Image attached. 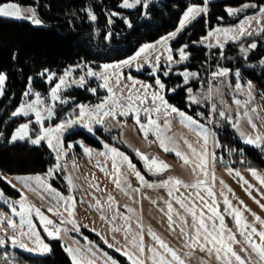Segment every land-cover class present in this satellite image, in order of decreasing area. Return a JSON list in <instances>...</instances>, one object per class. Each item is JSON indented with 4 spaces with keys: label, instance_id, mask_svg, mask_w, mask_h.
<instances>
[{
    "label": "snow or ice",
    "instance_id": "obj_1",
    "mask_svg": "<svg viewBox=\"0 0 264 264\" xmlns=\"http://www.w3.org/2000/svg\"><path fill=\"white\" fill-rule=\"evenodd\" d=\"M209 2L210 0H201L200 4L188 5L174 31L155 43L142 45L132 56L120 62L105 63L99 65V70H96L89 62L82 61L68 66L59 75L47 68L43 69L37 75L51 85L47 97H42L39 92L33 90V77H28L23 96L30 99L20 103L11 112L10 118L34 116V119L17 123L8 135L0 130V140L9 145L17 142H27L32 146L46 144L53 153L54 163L43 175L9 177L0 172V180L19 193L18 199L11 200L0 190V202L8 206V212H0V249H4L0 252V264H15L10 258L8 248L41 254L50 252L51 248L41 236L40 228L48 238L62 240L69 232L65 225H71V229L77 233L82 226L88 227L86 224L81 225L76 219L78 203L87 204L88 208L99 213V219L112 233L111 241L95 228L92 231L109 249H114L120 256L125 257L128 264H189L197 250L206 256V259H201V264H211L213 259L216 264H264V218L252 212L243 201H239V206H234L226 194L232 193V189L223 179H219L221 187L217 190L216 169L218 164L223 165L229 176L238 178V183L246 186L245 192L262 210L264 203L253 196L252 192L255 191L264 199V191H261L264 189V171L252 167L241 155L238 163L246 165L245 170L259 187L246 179L239 169L231 166L237 161H225L223 155L217 154L216 150L224 149L225 146L221 144L214 130L221 123L227 124L235 130L243 144L251 145L264 153V131L261 130L264 129V115L261 114L264 113V92L257 93L251 80L243 81L239 69L233 71L219 64L216 70L210 73V80L204 81L207 84L206 90L194 92L188 85L192 81L200 80V73L188 68L180 71L174 68L175 65L187 61L190 54L186 51L187 44L181 45L174 54L170 42L198 17L208 16ZM137 6L144 10L145 16L148 15V0H121L118 5L126 9ZM250 9L255 11L251 15H245L235 25L209 28L205 36L193 43L203 45L209 50L219 49V56L227 58L224 48L229 41L235 43L246 38L264 37V0H259V3H243L239 7H226L225 12L230 17H236ZM85 11L91 21L96 20V15L90 8ZM117 15L119 13L111 12L109 23L112 22L111 17ZM0 18L26 19L35 25L43 24L35 8H22L15 0H0ZM217 20L223 21L224 17L218 16ZM125 23L131 27L126 19ZM108 36L110 37L111 33H108ZM257 47V41L250 39L240 44L239 52L247 60L248 54ZM13 58L15 59V56ZM145 65L154 83L142 81L123 71L124 68L133 67L140 71ZM260 65L264 66V59L260 60ZM77 72L82 74L74 76L73 73ZM161 75H178L182 77V84L166 89ZM90 79L99 81L97 87L88 86ZM6 80L7 75L0 72V96L5 94ZM72 86L85 89L94 96L98 95V89H103L106 95L98 97L95 104L76 103L70 111H58V105L69 104L71 98L64 97L62 92ZM180 87H183L186 93V109L190 110L196 105L206 108L207 112L200 111L191 115L188 111L169 103L165 92L175 93ZM225 90L232 94L231 105L224 99L227 94ZM129 117L144 141L158 143L163 152L173 153L182 162L192 176L191 182L169 176L150 183L128 155L97 136L99 129L111 131L115 127H125ZM53 120L58 122L46 126L45 121ZM174 120H178L180 125L187 128L194 140H189L186 136L168 135ZM244 124L250 131L244 130ZM77 127L96 137L103 150L97 151L82 141L66 143L65 133ZM150 136L154 137V140L150 141ZM77 145L88 161L94 163L115 189L134 204L139 203L137 195H141L144 188L166 190V199L145 198L156 206L162 220H166L167 231L175 236L177 246L171 245L150 226L146 229L142 218L137 215L136 208L125 204L121 210L119 202L106 187L100 186L95 174H91V178L79 174L78 161L69 156ZM227 151L231 156L236 150L228 148ZM135 155L143 162L146 171L153 175H160L170 168L166 162L155 156L150 158L139 150ZM129 174L135 177L138 187L132 186L128 180ZM59 176L66 182L67 195L51 183ZM85 185L92 191H87ZM29 191L39 196L41 201L47 202L45 210L28 200ZM81 191L85 196H91V202L84 197L77 198L75 193ZM95 193L107 195L106 198H101ZM232 194L234 196V193ZM161 203L163 207L160 206ZM221 203L224 206L223 212L220 210ZM45 211L57 217L58 223L46 215ZM245 212L251 215V221L244 215ZM225 215L233 219L234 228L226 225ZM117 235L121 239H118ZM146 235L151 243L145 242ZM84 239L87 246L81 245L79 240L62 245L71 264H118L116 259L101 251L92 241L87 240V237ZM237 245L239 252L235 250Z\"/></svg>",
    "mask_w": 264,
    "mask_h": 264
},
{
    "label": "trees",
    "instance_id": "obj_2",
    "mask_svg": "<svg viewBox=\"0 0 264 264\" xmlns=\"http://www.w3.org/2000/svg\"><path fill=\"white\" fill-rule=\"evenodd\" d=\"M15 2L36 6L37 16L46 26L38 27L25 20L0 18V72L7 74V88L5 94L0 97V121H3L0 123V130L6 135L11 133L17 123L28 120L25 117L10 118L11 112L23 100L28 77L35 79L33 81L36 85L35 90L46 96L51 85L37 75L43 69L58 71L82 61L96 64L124 60L132 56L141 44L154 41L174 31L185 8L191 4H200L201 0H148L147 16L143 14L144 10L140 6L132 10L118 7L121 0H15ZM243 3H259V0L210 1L208 16L198 17L172 41L174 47L187 44L190 52L186 63L174 67L175 70L189 68L200 73L201 79L192 81L188 86L199 87V83L207 80L208 74L215 71L219 64L233 71L239 69L243 81L251 80L258 93L264 92V66L260 65V60L264 58V37L250 38L257 41L258 47L248 54L247 60L239 52V46L250 39L229 44L224 49L227 58L219 56V49L209 50L204 46L193 44V41H199L206 35L207 30L216 24L237 20L238 17L233 19L228 16L225 8L239 7ZM89 8L96 15L95 21H91L86 14L85 9ZM111 12H117L119 15L111 17L112 22L109 23ZM218 16H223L224 20H217ZM125 19L131 27L125 23ZM108 33H111L110 37ZM247 65L251 67L247 68ZM163 80L166 89L182 84V77L178 75L163 77ZM67 95L75 98L76 103L90 104L97 103L98 97H101L100 95L96 98L82 88L69 91ZM166 98L171 104L195 115L194 108L186 109V93L183 87L177 88L175 93L166 91ZM98 133L103 135L106 142L128 155L145 174L146 170L142 167V161L137 159L136 152L115 141L114 136L119 135L118 130L105 135L103 130L99 129ZM78 138L101 146L100 142L94 141L81 129L68 133L66 143ZM218 138L225 146L224 149L217 151L218 154L223 155L225 161H237L231 165L232 167L246 168V165L238 163L242 155L252 167L264 170V153L253 146H245L230 127L220 130ZM228 148L236 151L242 149L243 152L240 155L230 156L227 154ZM53 163L52 152L46 144L32 146L27 142H17L9 145L0 140V172L6 175L44 173ZM0 186L9 194L19 195L2 180ZM49 242L51 253L45 256L30 255L13 248H8L7 251L10 258L19 264H71L59 241L50 239ZM3 251L4 249H0V252ZM117 256L128 264L123 257Z\"/></svg>",
    "mask_w": 264,
    "mask_h": 264
},
{
    "label": "rangeland",
    "instance_id": "obj_3",
    "mask_svg": "<svg viewBox=\"0 0 264 264\" xmlns=\"http://www.w3.org/2000/svg\"><path fill=\"white\" fill-rule=\"evenodd\" d=\"M210 1H215V0H210ZM22 8H27V7H33L35 8L36 10V6H33V5H21L19 4ZM136 8V7H135ZM126 9V8H124ZM134 8H131L129 10H132ZM255 10L254 9H250L249 11L247 12H244V13H241L239 14L238 16L236 17H231V18H237V20L233 21V22H230V23H225V24H216L214 27L212 28H215L217 26H221V27H227V26H232V25H235L239 20L243 19V17L245 15H251ZM39 18V17H38ZM12 20H17V19H12ZM25 21H28L30 22L32 25L34 26H38V27H45L46 24L43 22L42 25H35L33 24L30 20H26ZM163 37V36H162ZM161 38V37H160ZM160 38L154 40V41H151V42H145L143 44H141L139 46V48L146 44V43H155L156 41H158ZM246 39H250V38H246ZM171 45H172V41L170 42ZM234 42H231L229 41L228 43L225 44V48L229 45V44H232ZM237 43V42H235ZM194 45H199V46H203V45H200V44H196V43H193ZM173 47V51H174V54L176 53V50L179 48V47ZM205 47V46H204ZM138 48V49H139ZM224 48V49H225ZM137 49V50H138ZM215 49V48H213ZM136 50V51H137ZM135 51V52H136ZM189 54V50L187 48L186 50ZM190 57V55H189ZM129 58V57H128ZM176 58L178 59V55L176 56ZM127 59V58H126ZM264 59V58H263ZM122 61V60H121ZM117 62H120V61H114V62H106V63H117ZM186 63V61L183 63V64H180V65H175L174 67H180L182 65H184ZM91 66L96 69V70H99V65H103L105 63H90ZM225 67V66H223ZM251 67V65H247V68ZM67 68V67H66ZM189 69V68H188ZM64 69L62 70H51L53 72H56L58 75L61 74L63 72ZM180 70H183V69H177L176 71H180ZM190 71H194L196 72L197 70H193V69H189ZM124 73L125 74H131L133 75L134 77L142 80V81H146V82H149V83H154V80L152 77L149 76V69L147 67V65L144 66V68H142L140 71H137L135 69V67L129 69V68H124L123 69ZM199 72V71H198ZM211 73V72H210ZM210 73L208 74V77H207V80H210ZM6 74V73H5ZM82 73H73L74 76H77V75H80ZM7 75V74H6ZM163 77L161 75V80L164 82L163 80ZM35 79H33L34 81ZM33 81H32V88L35 92H38L36 91V85L33 84ZM7 82V80H6ZM99 81H96L94 79H90L89 80V85L88 86H91V87H97ZM165 83V82H164ZM51 87V86H50ZM192 87V86H190ZM7 88V84L5 83V86H4V91L6 90ZM193 88V87H192ZM207 88V84L204 83V81L200 82L199 83V87L197 88H193V91L194 92H198V91H204L206 90ZM74 89H78V87L76 86H72L70 88L67 89V91H64L62 92V95L64 97H70V101H69V104L68 105H63V106H59L58 105V108L57 110L58 111H63L64 109H68L69 111L71 110V108L76 104L75 102V98L67 95V92L69 91H72ZM227 92V90H225ZM257 91V90H256ZM258 93V92H257ZM103 97L104 95H106L105 91L103 89H98V95L95 96L96 98L98 96ZM42 96V95H41ZM48 94L46 96H42V97H47ZM165 96H166V92H165ZM2 97V96H0ZM232 94L231 92H227V94L224 96V99L225 101L231 105L232 104ZM25 99H30V98H25L23 97V100L22 102L25 100ZM167 99V98H166ZM257 99H259V97H257ZM21 102V103H22ZM170 103V102H169ZM85 104H90V103H85ZM232 107L234 108L235 106L232 105ZM192 108H194L196 110V112H200V111H204V112H207V109L206 108H202V107H199V106H196V105H193ZM195 112V113H196ZM262 115H264V113H261ZM27 119H34V116L33 117H25ZM130 118V117H129ZM197 119H199V117H197ZM27 121V120H26ZM25 122V121H24ZM58 121L56 120H53V121H45V124L46 126L49 125V124H55L57 123ZM226 127H230L229 125L227 124H223L221 123L219 127L215 128L214 130L216 131L217 133V129H218V133L220 132V130L226 128ZM244 127V130L245 131H250V129L248 128V126L246 124L243 125ZM231 128V127H230ZM82 130L83 132L87 133L88 135H90L94 141L96 142H99V140L96 139V137H94L93 135L89 134L85 129L83 128H79L78 127V130ZM232 129V128H231ZM103 130V133L105 135H109L111 132L115 131V130H118L119 132V135H116L115 133V136H114V139L115 141H117L118 143L120 144H123L125 145L127 148H129L130 150H132V152H136L137 150L141 151L143 150L144 148H150V147H154L156 148L158 151L160 152H163L162 149H160L158 143H148L146 141H144L143 137L141 134L138 133V130L135 128V126L133 125V122H132V119L130 118V120H127V125L123 128H119V127H115L113 128L111 131H107L105 129H102ZM233 132L237 135V137L240 139L239 135L235 132L234 129H232ZM262 131H264V129H261ZM77 131V130H76ZM69 133V132H68ZM68 133H65V137ZM217 133V135H218ZM175 134L177 137L179 136H186L189 140H194V137L191 133H189L188 129L183 127L182 125L179 124L178 120H174L173 123H172V128H171V132L168 133V135H173ZM97 136H99L101 139H103L105 142H106V139H104L103 135L102 134H99L97 132ZM149 140H154V137L150 136L149 137ZM241 140V139H240ZM76 141H82L85 145H87L88 147H91L93 149H96L97 151H100V150H103L102 149V145L101 146H97L95 145L94 143H90V142H86L84 139L82 138H78L76 140H74V142ZM242 141V140H241ZM68 143V142H67ZM113 145V144H111ZM114 146V145H113ZM116 147V146H115ZM76 153H77V156H78V163L80 165V173L81 175H87L89 176V178H91V174H95L100 186L102 188L106 187L108 192H110L116 199V201L119 202V205L121 206V210H123V205L127 204L128 206L130 207H134L137 209V215L140 216L142 218V222L144 223V225L146 226V229L147 227H149L148 225H146V222L148 220V222H150V227L152 228L153 231H155L158 235H160L162 238H164L165 240H167L171 245L173 246H177V241H176V238L173 234H170L168 231H167V224H166V220H162V217L160 216H155V215H161L157 209H156V206H154L149 199L145 198V197H150L151 199H159L157 196H149L148 193L146 192V189H142V194L141 195H137V200L139 201V203H136L134 204L131 200L128 199L127 196H125L123 193H121L120 191H118L117 189H115L114 185L109 181L108 178L105 177V175L103 173H101L95 166H94V163H90L88 161V158L83 154V151L82 149L79 148V146L77 145L76 146ZM219 149H217L216 151H218ZM241 150V149H240ZM240 150H237L236 152H234L233 154H236V155H240L241 152ZM143 152V151H141ZM164 155L168 160H170V162L173 164V169L171 171H169V176H175L177 178H180L182 180H184L185 182H191L192 181V176L189 172V170L184 167L182 165V162L177 158L175 157V155L173 153H165L164 152ZM168 154V155H167ZM218 154V152H217ZM227 154H229L227 152ZM232 154V155H233ZM53 155V153H52ZM219 155V154H218ZM137 157V156H136ZM137 159H139L137 157ZM143 164V163H142ZM144 167V165L142 166ZM145 169V168H144ZM241 171L242 175L248 179L251 183L255 184L257 187H259V185L257 184V182L255 180H253V178L250 176V174L245 170V168H237ZM260 170V169H259ZM261 171H264V170H261ZM45 173V172H44ZM44 173H38L39 175H43ZM146 173V172H145ZM147 176H151L148 172L146 173ZM32 175H37V174H32ZM9 177H14L16 175H8ZM168 176V177H169ZM216 176L218 177V180H217V184H216V188L217 190L220 189V185H219V179H223L224 182L228 185V187H230L232 189V193H234V196L232 193H227L229 195V198L232 200V203L234 206H239V201H243L245 205H247L248 208L251 209L252 212H255L257 215H260L262 218H264V210H262L258 204H256L248 195L247 193L245 192L244 188L246 186H243L242 183H238V178H235L234 176H229L225 171H224V166L223 165H220L218 164L217 165V169H216ZM153 177V176H152ZM51 183L53 184V187L57 188L58 190L62 191L65 195H67V187H66V182L64 181L63 177L62 176H59L57 179H55L54 181H51ZM79 183V182H78ZM84 188L87 190V191H92L90 189H87V185L84 186ZM0 190H2L4 192V196L8 199H11V200H15V199H18L19 198V195L18 196H15L13 194H9L8 192H6L1 186H0ZM226 191V190H225ZM261 191H264V189H261ZM75 195L77 196V198L79 199L80 197H84L85 200L91 202V196H85L84 195V192H77L75 193ZM96 196L98 197H101V198H106V193H95ZM146 195V196H145ZM252 195L255 196L257 199H260L261 203H264V199H261L260 196L255 192L253 191L252 192ZM27 196H28V200L37 205V206H40L42 208V210H45L46 209V206H47V202L46 201H41L39 196H37L35 193L33 192H27ZM145 196V197H143ZM161 207H163V204L161 203L160 204ZM77 214H76V219L77 221L81 224V225H88V227H81L80 228V232L77 233L75 232L74 230L71 229V225H65V227H68L69 228V232H68V235L64 237V239L62 240H58L59 241V244L60 246L62 247V245L64 243H68V244H72V241L73 240H79L80 241V244L81 245H84V246H87V242L86 240L84 239L85 237H87V240H90L92 241L95 245H97V247H99L101 249V251L103 252H107L109 255H111L114 259H116L118 261V264H126L125 262H123L117 255L120 256L119 253H117L114 249H109L107 247V245L104 244L103 240L100 239L99 236L96 235V233L94 231H92L93 228H95L97 231H100L102 234H105L109 240L111 241V235L112 233H110L107 225L102 222L100 219H99V213L93 209H90L87 207V204H81V203H78L77 204ZM178 207V206H177ZM152 210L153 213L151 215L148 214V212ZM220 210L223 212L224 210V207H221L220 205ZM0 212H8V206L6 204H4L3 202H0ZM45 213L47 215H49V217L51 219H53L54 221H57L58 223V218L51 215L50 213H47L45 211ZM244 215L248 218L249 221L252 220V217L249 213L245 212ZM18 220V218H16ZM35 219V218H34ZM165 221V223H163ZM37 223V226L38 228L40 227L39 223H38V220L36 221ZM225 223L226 225L229 227V228H234L235 225H234V221L233 219L230 217V216H227L225 215ZM133 227H135V225L133 224ZM40 231H41V236L43 237L45 243H47L49 245V247L51 248V244H50V239L45 235V233L43 232V230L40 228ZM69 237H71V239H69ZM117 238L118 239H121V237L119 235H117ZM239 238V237H238ZM145 242L146 243H151V240L150 238L146 235L145 236ZM15 249H19V248H15ZM21 251H24L30 255H39V256H45V255H49L51 253L50 252H47V253H39V252H28V251H25V250H22V249H19ZM235 250L237 252H239V246H235ZM113 251V253L111 252ZM67 254V253H66ZM241 255H243L241 253ZM122 257V256H121ZM125 260L126 258L123 257ZM206 259V256L204 253H200L198 250L193 254V256L191 257L190 261H189V264H201V259ZM15 261V264H19L16 260ZM127 262V260H126ZM128 263V262H127ZM211 264H216V262L213 261L211 262Z\"/></svg>",
    "mask_w": 264,
    "mask_h": 264
},
{
    "label": "crops",
    "instance_id": "obj_4",
    "mask_svg": "<svg viewBox=\"0 0 264 264\" xmlns=\"http://www.w3.org/2000/svg\"><path fill=\"white\" fill-rule=\"evenodd\" d=\"M141 151H143V152H145V153H147V154H150L151 156H156V157H158L159 159H162V160H164L167 164H169L170 165V168L168 169V170H166L165 172H163L162 174H160V175H153V174H151V173H149L151 176H147V174L145 173H142L143 175H145V178L151 183V182H158V181H161V180H163V179H166L168 176H169V171H171L172 169H173V164L170 162V160H168L164 155H166V154H164V152H160V151H158L156 148H154V147H150V148H144L143 150H141ZM168 155V154H167ZM138 168V167H137ZM146 170V169H145ZM147 172V171H146ZM153 176V177H152ZM128 180L131 182V184H132V186L133 187H138L139 185H138V182H137V180L135 179V177L133 176V175H131V174H129L128 175ZM146 189V192L148 193V195L149 196H157L158 198H167V195H166V190L165 189H160V188H151V189H149V188H145ZM146 196V195H145ZM145 196H143V197H145ZM221 205V207H224L223 206V204L221 203L220 204ZM153 213V211L152 210H150L149 212H148V214L149 215H151ZM155 216H160L161 217V215H155ZM163 223H165V221L163 222ZM146 225H148V226H150L151 224H150V222H148V220H147V222H146Z\"/></svg>",
    "mask_w": 264,
    "mask_h": 264
},
{
    "label": "built area",
    "instance_id": "obj_5",
    "mask_svg": "<svg viewBox=\"0 0 264 264\" xmlns=\"http://www.w3.org/2000/svg\"><path fill=\"white\" fill-rule=\"evenodd\" d=\"M76 130H78V127L72 129L69 133L74 132V131H76ZM68 143H75V142H74V141H69ZM76 151H77V149H76V147H75V148L72 150V152L69 153V156H70V157H74L76 160H78V156H77Z\"/></svg>",
    "mask_w": 264,
    "mask_h": 264
},
{
    "label": "water",
    "instance_id": "obj_6",
    "mask_svg": "<svg viewBox=\"0 0 264 264\" xmlns=\"http://www.w3.org/2000/svg\"><path fill=\"white\" fill-rule=\"evenodd\" d=\"M245 145V144H244ZM245 146H251V145H245ZM141 152V151H140ZM142 153H144V154H146V155H148L147 153H145V152H142ZM150 158H151V156H149ZM156 157V156H155ZM158 158V157H157ZM159 159V158H158ZM159 160H162V159H159ZM162 161H164V160H162ZM165 162V161H164ZM143 163V162H142ZM46 214V213H45ZM47 215V214H46ZM38 223H39V221H38ZM42 229V228H41ZM43 230V229H42ZM46 235V234H45ZM47 236V235H46ZM50 239V238H49ZM52 240V239H51Z\"/></svg>",
    "mask_w": 264,
    "mask_h": 264
},
{
    "label": "flooded vegetation",
    "instance_id": "obj_7",
    "mask_svg": "<svg viewBox=\"0 0 264 264\" xmlns=\"http://www.w3.org/2000/svg\"><path fill=\"white\" fill-rule=\"evenodd\" d=\"M149 156H151L150 154H148ZM152 157V156H151Z\"/></svg>",
    "mask_w": 264,
    "mask_h": 264
}]
</instances>
